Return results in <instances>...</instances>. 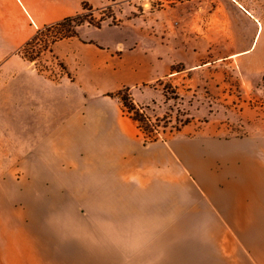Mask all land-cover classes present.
Returning <instances> with one entry per match:
<instances>
[{"label": "crops", "instance_id": "1", "mask_svg": "<svg viewBox=\"0 0 264 264\" xmlns=\"http://www.w3.org/2000/svg\"><path fill=\"white\" fill-rule=\"evenodd\" d=\"M130 1L136 0H0V264H42L27 237L28 220L14 214L27 206V192H32L33 206L73 204L80 192L86 207L131 208L132 214L125 217L132 225L125 230L139 237L142 231L150 235L144 234V241L124 251L123 230L116 227L115 244L108 243L121 256L119 264H264V167L260 163L252 167L244 140L213 139L211 146H202L211 152L201 156L204 164L210 157L221 164L226 161L228 167L225 176L212 173L206 186L208 182L200 177L204 164L198 163L197 148L191 147L201 140H152L121 103L107 101L109 94L121 89L90 92L86 88V55L70 53L86 52V47L103 49L86 43V32L52 45L54 59L64 66L58 78L30 71L16 53L42 30L87 12L84 4L88 12L96 13ZM210 1L218 11L219 1ZM226 1L228 15L256 23L246 2ZM262 31L259 23L251 46L232 56L251 55ZM164 76L155 75L150 81ZM158 171L184 179L189 175L200 192L198 198L188 199L179 190L173 205L183 213L174 219L136 214L140 191L164 184ZM17 172L22 181L33 178L19 184L18 201L11 184ZM66 191H71L69 197ZM146 223L154 225L149 228Z\"/></svg>", "mask_w": 264, "mask_h": 264}, {"label": "rangeland", "instance_id": "2", "mask_svg": "<svg viewBox=\"0 0 264 264\" xmlns=\"http://www.w3.org/2000/svg\"><path fill=\"white\" fill-rule=\"evenodd\" d=\"M218 1V11L210 0H156L153 5L150 0H136L117 3L113 11L107 8L88 12L95 22L105 18L101 27L85 24L76 27L73 36L86 32V43L93 42L103 49L86 47V52L70 54L86 55V88L90 92L121 89L106 99L121 103L123 108L122 96L130 95L155 125L151 131L148 128L150 139L201 140L191 146L197 148L199 164H204L201 156L211 153L202 148L204 144L211 146L213 139H242L254 162L252 167L258 163L264 167V0H238L248 4L247 9L256 18L254 24L242 15H228V1ZM259 23L263 31L260 39L257 36L254 48L259 42L252 54L232 56L251 46ZM70 30L66 26L44 29L16 53L30 71L58 78L64 66L54 59L52 45L72 36ZM158 74L165 76L150 81ZM205 161L203 169H198L202 181L208 182L206 186L212 173L222 172L225 176L228 172L226 161L221 164L210 157ZM178 175L161 174L164 184H156L153 191H140L136 214L150 215L153 220H157L155 215L174 219L182 214L173 205L179 190L181 197L183 191L188 199L198 198L200 192L192 177ZM31 179L24 177L22 181L18 172L12 176L11 184L16 186L13 198L20 200L16 192L19 184ZM65 193L69 197L71 191ZM208 193L210 187L204 192L207 197ZM30 194L27 192V206L14 214L28 220L24 223L27 237L35 244L42 264H119L121 256L108 243L115 244L116 227L123 230L124 251L144 241V234L150 235L142 231L139 237L125 230L132 225L125 217L132 214L131 208L86 207L80 192L75 193L73 204L61 200L69 204L33 206L36 203ZM164 199L167 201H160ZM162 202H171V206H163ZM145 225L151 228L154 224Z\"/></svg>", "mask_w": 264, "mask_h": 264}, {"label": "trees", "instance_id": "3", "mask_svg": "<svg viewBox=\"0 0 264 264\" xmlns=\"http://www.w3.org/2000/svg\"><path fill=\"white\" fill-rule=\"evenodd\" d=\"M83 9L87 12L65 18V19L61 20L60 22L56 23L54 26H66L68 29L71 28V30L69 31L70 33H72L71 35L77 34L76 27H80V26L85 25V24L100 28L103 21L105 20V18L100 17L98 19V21L95 22L94 20L90 19V17H89L90 12L88 13L89 9H88L86 4L83 5ZM108 17H111V15ZM111 18L113 19L114 16H112ZM50 27H52V26H50ZM50 27H48V28H50ZM37 35H38V33L33 38H35ZM121 100H122L124 108H125L126 112L128 113L129 117L133 121H135L138 124L139 128L143 131V133L146 134V136H148L147 135L148 128H151V129H149L151 131V130L155 129V125H153V123H151L150 119L143 114L141 109L136 104H134V102L130 98L129 94L123 95Z\"/></svg>", "mask_w": 264, "mask_h": 264}]
</instances>
